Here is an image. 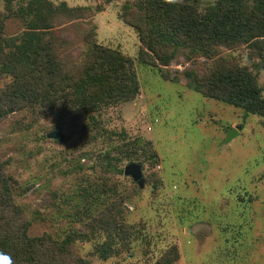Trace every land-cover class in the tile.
Here are the masks:
<instances>
[{"label":"rangeland","instance_id":"rangeland-1","mask_svg":"<svg viewBox=\"0 0 264 264\" xmlns=\"http://www.w3.org/2000/svg\"><path fill=\"white\" fill-rule=\"evenodd\" d=\"M55 1L102 8L93 16L98 41L134 60L141 89L135 99L96 114L95 122L60 109L42 107L30 114L10 108L14 111L0 123V155L13 160L7 171L23 186L17 198L29 216L35 210L52 216L54 190L69 196L70 204L78 201L81 197L73 189L102 177L103 152L117 144L132 154L120 167L141 162L147 178L140 187L130 176L110 177L129 195L124 212L134 230L132 242L103 259L97 249L107 235L101 233L91 241H78V255L91 264H154L176 245L179 259L173 264H264V117L209 98L188 87L185 79L166 80L156 67L140 62L137 33L119 18L129 0ZM214 1L201 0L202 7ZM87 21L77 19L59 28L73 40L79 36L76 28L91 27ZM21 28L12 19L6 32ZM83 46L81 41L67 46L64 56L76 57ZM236 55L252 67L246 47ZM188 65L180 57L170 69L182 71ZM259 82L264 88V71ZM232 128L239 133L226 142ZM54 130L61 132L58 139L47 136ZM145 141L151 144L146 147ZM148 147L159 154L155 166L146 159ZM83 153L89 156L81 157ZM54 222L37 220L31 233L56 230Z\"/></svg>","mask_w":264,"mask_h":264},{"label":"trees","instance_id":"trees-1","mask_svg":"<svg viewBox=\"0 0 264 264\" xmlns=\"http://www.w3.org/2000/svg\"><path fill=\"white\" fill-rule=\"evenodd\" d=\"M1 1L0 81L6 80L0 85V123L11 107L30 114L42 107L60 109L64 115L95 122L96 114L111 104L137 97L140 82L132 59L98 41L93 16L101 7L53 0ZM119 18L137 33L140 62L156 67L164 79H185L188 87L209 98L240 107L246 115L264 117V88L259 82L264 71V0H215L205 7L201 0H129ZM12 19L21 22L22 28L7 33V22ZM77 19L88 20L91 27L76 28L79 36L73 40L62 35L59 27ZM78 41L84 46L77 56L65 57L67 46ZM242 47L247 48L252 67L237 57ZM180 57L189 65L182 71L171 70ZM148 148L146 159L155 166L159 154ZM123 149L111 144L103 152L102 177L74 188L81 197L78 201L70 204L69 196L64 198L54 190L51 217L41 210L29 216L17 198L16 191L23 186L7 171L13 160L0 155V252L9 255L12 264H91L75 252V246L101 233L107 235L97 249L103 259L119 253L121 247L128 248L134 231L124 212L129 195L110 178L125 175L120 164L132 154ZM37 220H55L52 224L59 228L32 234ZM61 222L66 225L63 229ZM178 259V247L173 245L154 264H173Z\"/></svg>","mask_w":264,"mask_h":264},{"label":"water","instance_id":"water-1","mask_svg":"<svg viewBox=\"0 0 264 264\" xmlns=\"http://www.w3.org/2000/svg\"><path fill=\"white\" fill-rule=\"evenodd\" d=\"M14 109H10L9 112H13ZM239 130L236 128H232L227 136L226 142H229L232 138L238 135ZM48 137L58 139L60 137V132L58 130H54L49 132ZM124 174L126 176H130L134 181H136L141 187L145 185L144 180V172L143 166L138 162H130L124 167Z\"/></svg>","mask_w":264,"mask_h":264},{"label":"clouds","instance_id":"clouds-1","mask_svg":"<svg viewBox=\"0 0 264 264\" xmlns=\"http://www.w3.org/2000/svg\"><path fill=\"white\" fill-rule=\"evenodd\" d=\"M0 264H12L11 257L3 252H0Z\"/></svg>","mask_w":264,"mask_h":264},{"label":"crops","instance_id":"crops-1","mask_svg":"<svg viewBox=\"0 0 264 264\" xmlns=\"http://www.w3.org/2000/svg\"><path fill=\"white\" fill-rule=\"evenodd\" d=\"M54 2H56L55 0H53ZM70 6H73L72 4H70V3H68ZM128 57V56H127ZM130 58V57H129ZM132 59V58H131ZM132 61H133V63H134V60L132 59ZM133 66H134V64H133ZM135 69V68H134ZM136 71V70H135ZM137 73V72H136ZM138 76V75H137ZM140 89H141V87H140ZM139 93H140V91H139ZM138 96V95H137Z\"/></svg>","mask_w":264,"mask_h":264}]
</instances>
